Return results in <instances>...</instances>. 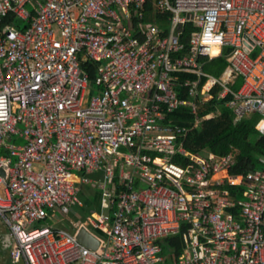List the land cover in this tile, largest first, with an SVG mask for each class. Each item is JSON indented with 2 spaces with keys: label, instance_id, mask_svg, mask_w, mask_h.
Masks as SVG:
<instances>
[{
  "label": "built area",
  "instance_id": "built-area-1",
  "mask_svg": "<svg viewBox=\"0 0 264 264\" xmlns=\"http://www.w3.org/2000/svg\"><path fill=\"white\" fill-rule=\"evenodd\" d=\"M225 49L221 76L206 72ZM220 106L258 115L264 134V0H0L9 264H264V154L233 175V154L185 146ZM181 108L194 124L172 119ZM96 172L103 211L75 232L45 225L49 211L79 216V183ZM180 234L181 253L166 250Z\"/></svg>",
  "mask_w": 264,
  "mask_h": 264
},
{
  "label": "trees",
  "instance_id": "trees-1",
  "mask_svg": "<svg viewBox=\"0 0 264 264\" xmlns=\"http://www.w3.org/2000/svg\"><path fill=\"white\" fill-rule=\"evenodd\" d=\"M190 31V28H186ZM188 37V36H187ZM183 41H187L188 38ZM225 49L220 57L208 62L204 70L216 77H220L228 63ZM215 54H219L217 50ZM90 73L91 83L94 81L96 65L87 61L84 65ZM202 112L206 114L211 111ZM221 114L211 120H206L200 128L192 130L185 141L186 148L193 153L203 154L211 151L217 155L233 154L236 160L231 170L233 175H246L249 172L262 168L260 158L264 154V134L257 129L260 117L252 115L240 120L236 119L231 109L219 108ZM172 119L181 126L192 125L194 117L187 108H181L172 115ZM165 249H174L175 254H180L183 248L182 234L167 238L164 241Z\"/></svg>",
  "mask_w": 264,
  "mask_h": 264
},
{
  "label": "crops",
  "instance_id": "crops-1",
  "mask_svg": "<svg viewBox=\"0 0 264 264\" xmlns=\"http://www.w3.org/2000/svg\"><path fill=\"white\" fill-rule=\"evenodd\" d=\"M240 85H241V80L238 79L236 82V85H235V89H239ZM194 122H195V120L193 121L192 124H194ZM189 126H191V125H189ZM207 152H209V151H207ZM104 175H105L104 172H96V173L90 174L88 176L89 179L91 180V183H84V184L79 183V187H80L79 196H80V199H81L82 204H83L82 207H80L81 209L85 208L84 201H83V197H85L84 190H83L84 186L91 185L93 187H98L101 190V188L97 184H98V182H102L104 180ZM82 176H83V174H82ZM80 178H81V176L77 175V181H80ZM101 194H102V190H101ZM101 197H102V195H101ZM101 208H102V202H101ZM101 211H103V210H101ZM92 213H96V212H92ZM49 214L50 215H49L48 220H51L54 222L52 226H54L56 228H62V229L64 228L70 232H75V228L73 226L74 221H76L78 219H82V218L84 219V217H82V216H75V215L72 216V214H71V215H69L71 217V220H69L68 217H65L64 219L60 220L58 217H56L54 214H52V211H49ZM6 233H7L6 228L4 226L0 225V247H1L0 248V254H1L0 259L3 260L4 264H9V262H8L9 252H10V248L12 246L13 239L10 235L7 236ZM88 235H89V233H88Z\"/></svg>",
  "mask_w": 264,
  "mask_h": 264
},
{
  "label": "rangeland",
  "instance_id": "rangeland-1",
  "mask_svg": "<svg viewBox=\"0 0 264 264\" xmlns=\"http://www.w3.org/2000/svg\"><path fill=\"white\" fill-rule=\"evenodd\" d=\"M53 29L55 30V33H56L57 38L60 39L59 29H57V27H54ZM257 52H256V54H257ZM256 54L252 55V57H255ZM17 143L22 144V141L21 140H17ZM76 174L79 175V176H82V174L80 172H76ZM83 190H84V195H85V197H83V201H84L85 208L84 209L78 208V209L75 210V212H77V214L79 216H82L84 218H86V217L88 218V216H90L92 212L101 213L102 212L101 211L102 210V208H101V202H102L101 190L98 187H93L91 185L84 186ZM67 217H68L69 220H71V217L70 216H67ZM53 223H54L53 221L48 220L44 224L45 225H53ZM6 232H7L6 233L7 236H9V233L10 232L7 229H6ZM82 232L83 233L85 232L86 235H88V233L85 230H83ZM78 239L83 244H86L85 242L82 241V240L85 239L84 237H82V238L81 237H78ZM84 241H87V240H84ZM87 246H89V245H87ZM89 247H91V246H89ZM165 254H167V251H165ZM0 264H4L2 259H0Z\"/></svg>",
  "mask_w": 264,
  "mask_h": 264
},
{
  "label": "water",
  "instance_id": "water-1",
  "mask_svg": "<svg viewBox=\"0 0 264 264\" xmlns=\"http://www.w3.org/2000/svg\"><path fill=\"white\" fill-rule=\"evenodd\" d=\"M83 232L81 231L79 234H78V237H84L85 239L84 240H87V241H84V240H82L83 242H85L87 245H89V246H91V249L92 248H96L97 247V244H95V243H93V241H92V238H90V236L89 235H86V233L84 232L83 234H82Z\"/></svg>",
  "mask_w": 264,
  "mask_h": 264
},
{
  "label": "bare ground",
  "instance_id": "bare-ground-1",
  "mask_svg": "<svg viewBox=\"0 0 264 264\" xmlns=\"http://www.w3.org/2000/svg\"><path fill=\"white\" fill-rule=\"evenodd\" d=\"M216 52V51H215Z\"/></svg>",
  "mask_w": 264,
  "mask_h": 264
}]
</instances>
